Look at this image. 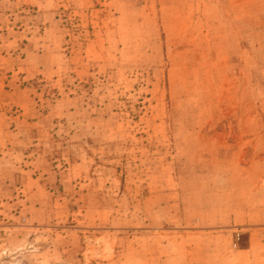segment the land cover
I'll return each mask as SVG.
<instances>
[{
    "label": "rangeland",
    "instance_id": "obj_1",
    "mask_svg": "<svg viewBox=\"0 0 264 264\" xmlns=\"http://www.w3.org/2000/svg\"><path fill=\"white\" fill-rule=\"evenodd\" d=\"M0 264H264V0H0Z\"/></svg>",
    "mask_w": 264,
    "mask_h": 264
}]
</instances>
